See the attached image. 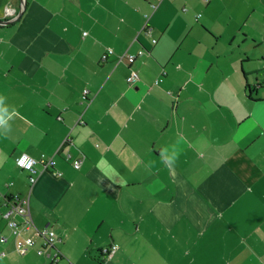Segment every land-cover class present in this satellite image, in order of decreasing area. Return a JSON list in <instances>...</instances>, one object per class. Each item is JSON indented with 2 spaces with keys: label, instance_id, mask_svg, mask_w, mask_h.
Returning a JSON list of instances; mask_svg holds the SVG:
<instances>
[{
  "label": "crops",
  "instance_id": "crops-1",
  "mask_svg": "<svg viewBox=\"0 0 264 264\" xmlns=\"http://www.w3.org/2000/svg\"><path fill=\"white\" fill-rule=\"evenodd\" d=\"M21 7L0 0V21ZM0 96V264L47 261L34 231L16 251L15 194L57 264H264V0H26L0 25ZM24 153L56 164L22 170Z\"/></svg>",
  "mask_w": 264,
  "mask_h": 264
},
{
  "label": "built area",
  "instance_id": "built-area-1",
  "mask_svg": "<svg viewBox=\"0 0 264 264\" xmlns=\"http://www.w3.org/2000/svg\"><path fill=\"white\" fill-rule=\"evenodd\" d=\"M206 2L207 0H203ZM155 7V6H154ZM147 20L145 25L142 28V31L146 33H151V29L148 26L149 16L146 15ZM86 34V33H85ZM153 42H156L153 39ZM114 53L113 49H108L107 52L103 55V59L106 60L110 55ZM144 54V50L140 49L137 54H129L127 52L118 55V60L121 62L126 60L128 64L134 63L137 56ZM139 79L138 73L130 68L129 76L127 82L129 84L135 83ZM161 79L156 80L155 84H159ZM89 91L84 92V98H87ZM89 102V101H88ZM81 122V118L78 120V123ZM72 138L69 135L65 137L62 145L71 143ZM70 157V155H68ZM16 164L19 168L29 172H36V165L40 164L43 167V170L53 168L56 164L54 157L47 156L42 154L39 159H36L26 153L21 154L16 158ZM75 168H79L81 160H75L73 162ZM53 174L57 175V171H53ZM30 181L33 183L35 181L34 177L30 178ZM5 210L3 212V217L6 219V226L10 230L11 235L14 238L16 251L25 254L28 248L36 245V239L28 236L27 234L31 231H34L40 238V246L38 248V254L46 258L47 261L42 262L41 264H57L58 261L62 258V253L58 248L57 242L59 241L55 231L51 228H39L32 217L30 210V198L29 196L23 197L19 194L12 195L6 199L4 204ZM8 241V237L0 234V242L5 243ZM117 246L112 245L110 247L103 248V253L106 257L110 258L112 254L116 251ZM1 256L5 255V252L0 253Z\"/></svg>",
  "mask_w": 264,
  "mask_h": 264
},
{
  "label": "clouds",
  "instance_id": "clouds-1",
  "mask_svg": "<svg viewBox=\"0 0 264 264\" xmlns=\"http://www.w3.org/2000/svg\"><path fill=\"white\" fill-rule=\"evenodd\" d=\"M4 97L0 96V135H5L11 131V125L8 123L12 119L14 113H9L7 107L2 105ZM163 157V162L169 168H172L176 165L180 152L178 149L174 148L171 153L165 149L161 153Z\"/></svg>",
  "mask_w": 264,
  "mask_h": 264
},
{
  "label": "water",
  "instance_id": "water-1",
  "mask_svg": "<svg viewBox=\"0 0 264 264\" xmlns=\"http://www.w3.org/2000/svg\"><path fill=\"white\" fill-rule=\"evenodd\" d=\"M25 4H26V0H21V6L22 7H21V10H20L17 18L20 17V15L22 14L23 10L25 9ZM17 18H14L13 21L17 20ZM13 21H11V20L10 21H0V25H6V24H9V23H11Z\"/></svg>",
  "mask_w": 264,
  "mask_h": 264
},
{
  "label": "trees",
  "instance_id": "trees-1",
  "mask_svg": "<svg viewBox=\"0 0 264 264\" xmlns=\"http://www.w3.org/2000/svg\"><path fill=\"white\" fill-rule=\"evenodd\" d=\"M207 1H208V0H207ZM207 1H206V2H207ZM246 88H247V89H248V91L251 93V91H250V86H249V85H247V86H246Z\"/></svg>",
  "mask_w": 264,
  "mask_h": 264
},
{
  "label": "rangeland",
  "instance_id": "rangeland-1",
  "mask_svg": "<svg viewBox=\"0 0 264 264\" xmlns=\"http://www.w3.org/2000/svg\"><path fill=\"white\" fill-rule=\"evenodd\" d=\"M4 212V211H3Z\"/></svg>",
  "mask_w": 264,
  "mask_h": 264
}]
</instances>
